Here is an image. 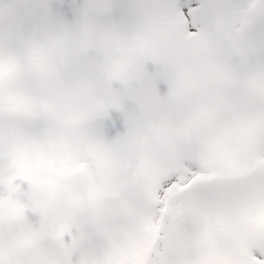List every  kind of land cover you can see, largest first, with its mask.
Returning <instances> with one entry per match:
<instances>
[{
    "label": "snow or ice",
    "instance_id": "obj_1",
    "mask_svg": "<svg viewBox=\"0 0 264 264\" xmlns=\"http://www.w3.org/2000/svg\"><path fill=\"white\" fill-rule=\"evenodd\" d=\"M0 264H264V0H0Z\"/></svg>",
    "mask_w": 264,
    "mask_h": 264
},
{
    "label": "clouds",
    "instance_id": "obj_2",
    "mask_svg": "<svg viewBox=\"0 0 264 264\" xmlns=\"http://www.w3.org/2000/svg\"><path fill=\"white\" fill-rule=\"evenodd\" d=\"M118 50L113 49L112 55L117 54ZM88 59V72L85 79L97 89L102 88L107 83L108 76L106 72L107 59L97 55L96 52L86 54ZM131 70H137L138 64L129 66ZM133 96L136 99L141 111L151 114L153 119H161L165 117L178 118L181 114L183 101H177L168 98L158 86H153L150 81H144L138 85Z\"/></svg>",
    "mask_w": 264,
    "mask_h": 264
},
{
    "label": "rangeland",
    "instance_id": "obj_3",
    "mask_svg": "<svg viewBox=\"0 0 264 264\" xmlns=\"http://www.w3.org/2000/svg\"><path fill=\"white\" fill-rule=\"evenodd\" d=\"M159 87H160L161 91L164 90L163 84L159 85ZM122 129H123L122 121L117 120L115 123V126H112V124L110 122H108V127H107L108 135H113V134H115L116 131H122Z\"/></svg>",
    "mask_w": 264,
    "mask_h": 264
},
{
    "label": "water",
    "instance_id": "obj_4",
    "mask_svg": "<svg viewBox=\"0 0 264 264\" xmlns=\"http://www.w3.org/2000/svg\"><path fill=\"white\" fill-rule=\"evenodd\" d=\"M150 64H151V63H149V68H150ZM114 86H115V85H114Z\"/></svg>",
    "mask_w": 264,
    "mask_h": 264
}]
</instances>
